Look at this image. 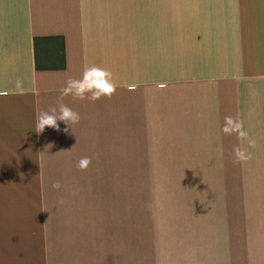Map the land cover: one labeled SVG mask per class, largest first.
I'll return each mask as SVG.
<instances>
[{
  "label": "crops",
  "instance_id": "0c3cea01",
  "mask_svg": "<svg viewBox=\"0 0 264 264\" xmlns=\"http://www.w3.org/2000/svg\"><path fill=\"white\" fill-rule=\"evenodd\" d=\"M91 66L114 93L61 97ZM59 103L79 123L37 134ZM124 180L178 181L179 209L69 208ZM0 264H264V0H0Z\"/></svg>",
  "mask_w": 264,
  "mask_h": 264
},
{
  "label": "rangeland",
  "instance_id": "374dc122",
  "mask_svg": "<svg viewBox=\"0 0 264 264\" xmlns=\"http://www.w3.org/2000/svg\"><path fill=\"white\" fill-rule=\"evenodd\" d=\"M171 172H174L173 169ZM124 177H131L130 175ZM70 187V209H179L178 197L182 189L178 181H90L66 183ZM52 183H43L45 195L52 190ZM158 195L163 199L158 202ZM151 201V202H150ZM151 206V208H150ZM125 211H123V214ZM117 226V225H116ZM127 224L123 222V233ZM116 229L112 230L114 233Z\"/></svg>",
  "mask_w": 264,
  "mask_h": 264
},
{
  "label": "clouds",
  "instance_id": "9594fccd",
  "mask_svg": "<svg viewBox=\"0 0 264 264\" xmlns=\"http://www.w3.org/2000/svg\"><path fill=\"white\" fill-rule=\"evenodd\" d=\"M115 84L112 82L111 73L104 69L91 66L84 70L79 79H69L66 81L65 87L61 89V97L71 95L74 100L97 101L102 97H110L115 91ZM79 114L73 111L71 108L63 103H59L56 107L49 109L48 111H41L35 121V132L41 134L45 128H50L55 131H60L58 121L63 122L66 127L64 129L67 132L68 127H71L79 123ZM221 132L224 135L236 134L238 137H246L247 133L242 130L241 123L238 120L233 119L231 116L224 118V124L221 128ZM250 147L254 146L255 141L248 139ZM234 161L239 163L250 158V154L246 153L239 147H235L232 150ZM91 163L88 157H81L76 162L77 169L84 171ZM53 190H59L61 185L59 182H54L51 185ZM47 222V221H46ZM45 222V223H46Z\"/></svg>",
  "mask_w": 264,
  "mask_h": 264
},
{
  "label": "trees",
  "instance_id": "16d2710c",
  "mask_svg": "<svg viewBox=\"0 0 264 264\" xmlns=\"http://www.w3.org/2000/svg\"><path fill=\"white\" fill-rule=\"evenodd\" d=\"M39 40H48V39H36V43L39 41ZM37 68L39 69V70H43L44 68L38 63V61H37ZM62 68H64V64H62V66H61Z\"/></svg>",
  "mask_w": 264,
  "mask_h": 264
}]
</instances>
